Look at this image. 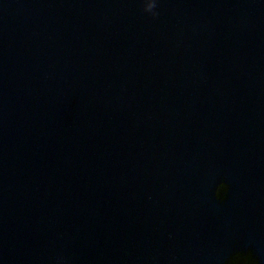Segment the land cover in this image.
Returning <instances> with one entry per match:
<instances>
[{"label":"water","instance_id":"1","mask_svg":"<svg viewBox=\"0 0 264 264\" xmlns=\"http://www.w3.org/2000/svg\"><path fill=\"white\" fill-rule=\"evenodd\" d=\"M0 264H264V0H0Z\"/></svg>","mask_w":264,"mask_h":264}]
</instances>
